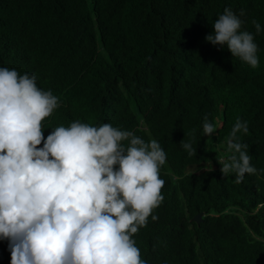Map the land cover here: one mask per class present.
<instances>
[{
  "label": "trees",
  "instance_id": "16d2710c",
  "mask_svg": "<svg viewBox=\"0 0 264 264\" xmlns=\"http://www.w3.org/2000/svg\"><path fill=\"white\" fill-rule=\"evenodd\" d=\"M226 7L243 10L242 30L259 48L255 69L205 41ZM0 67L35 74L59 97L42 121L45 139L79 120L164 148L159 218L133 237L147 264H264V0H0ZM205 115L218 125L210 137ZM237 118L258 169L240 184L217 163ZM192 129L190 157L180 142ZM10 259L0 238V264Z\"/></svg>",
  "mask_w": 264,
  "mask_h": 264
},
{
  "label": "clouds",
  "instance_id": "9594fccd",
  "mask_svg": "<svg viewBox=\"0 0 264 264\" xmlns=\"http://www.w3.org/2000/svg\"><path fill=\"white\" fill-rule=\"evenodd\" d=\"M243 15L224 8L205 41L255 69L259 48L254 35L242 30ZM252 24L259 34L261 25ZM36 80L35 74L0 67V238L8 241L10 264H147L133 237L149 217L159 218L153 211L164 200V148L110 123L79 120L45 139L42 121L60 103ZM217 127L203 117V136ZM248 130L237 118L226 158L217 161L222 177L234 173L237 184L258 174L238 135ZM195 132L180 142L190 157L196 155Z\"/></svg>",
  "mask_w": 264,
  "mask_h": 264
},
{
  "label": "water",
  "instance_id": "95a60500",
  "mask_svg": "<svg viewBox=\"0 0 264 264\" xmlns=\"http://www.w3.org/2000/svg\"><path fill=\"white\" fill-rule=\"evenodd\" d=\"M201 221H202V213H198L192 218V222H195L197 224L201 223Z\"/></svg>",
  "mask_w": 264,
  "mask_h": 264
},
{
  "label": "rangeland",
  "instance_id": "374dc122",
  "mask_svg": "<svg viewBox=\"0 0 264 264\" xmlns=\"http://www.w3.org/2000/svg\"><path fill=\"white\" fill-rule=\"evenodd\" d=\"M195 170H196V169H195ZM195 170H194V171H195ZM191 171H193V169H192Z\"/></svg>",
  "mask_w": 264,
  "mask_h": 264
},
{
  "label": "bare ground",
  "instance_id": "6f19581e",
  "mask_svg": "<svg viewBox=\"0 0 264 264\" xmlns=\"http://www.w3.org/2000/svg\"><path fill=\"white\" fill-rule=\"evenodd\" d=\"M13 25V24H12ZM39 88V87H38ZM7 244V243H6ZM7 250V249H6Z\"/></svg>",
  "mask_w": 264,
  "mask_h": 264
}]
</instances>
